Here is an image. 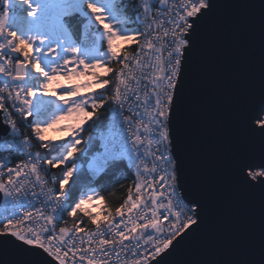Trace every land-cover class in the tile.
I'll return each mask as SVG.
<instances>
[{"label":"snow or ice","instance_id":"snow-or-ice-1","mask_svg":"<svg viewBox=\"0 0 264 264\" xmlns=\"http://www.w3.org/2000/svg\"><path fill=\"white\" fill-rule=\"evenodd\" d=\"M216 7V0H0V133L13 138L5 151L26 156L12 166L0 158V235L35 246L36 264H164L163 254L201 229L203 198L180 193L173 125L197 35ZM72 117L63 125L70 139L44 135ZM238 120L260 149L235 152L229 168L264 195V92ZM85 124L110 132L106 140L101 133L99 150L92 133L82 135ZM78 154H92L93 175L125 161L135 170L104 229L83 208L103 197L90 187L74 195L70 186L88 178ZM65 213L71 227L59 226ZM82 215L95 231L80 227Z\"/></svg>","mask_w":264,"mask_h":264},{"label":"water","instance_id":"water-1","mask_svg":"<svg viewBox=\"0 0 264 264\" xmlns=\"http://www.w3.org/2000/svg\"><path fill=\"white\" fill-rule=\"evenodd\" d=\"M197 35L186 67L184 95L173 137L183 160L181 194L205 203L201 229L183 240L164 264H261L264 195L242 185L229 160L237 151H259L238 120L264 92V0H216ZM3 134L0 133V136ZM2 194H0V201ZM0 235V264H36L33 250Z\"/></svg>","mask_w":264,"mask_h":264},{"label":"trees","instance_id":"trees-1","mask_svg":"<svg viewBox=\"0 0 264 264\" xmlns=\"http://www.w3.org/2000/svg\"><path fill=\"white\" fill-rule=\"evenodd\" d=\"M126 3H131L132 0H125ZM132 26V25H130ZM138 26V25H137ZM81 31L80 22L77 21L75 32L77 34V37H79ZM124 45L123 47H125ZM91 109H89L90 111ZM105 117L108 116V113L105 112ZM89 123L95 125L97 123H104V121H90ZM85 131L82 133V135L87 138L89 133H92V135L96 138L95 143L96 146L98 145V137L101 133L102 128H95V127H88V124L84 125ZM70 139V138H65ZM59 142V141H57ZM83 147V144L81 145ZM98 149V146H97ZM94 154V153H93ZM81 156V159L77 161L79 165H81V171L88 173L87 179H77L75 184L70 185L73 188V194L75 195L79 191H83L85 188H94L99 193L103 199L100 201L99 204L95 206L91 205H83V208L86 209L88 212L92 213L97 222H100V225L106 222V217L108 219L112 218L108 216L109 210L113 211L116 207H118L122 202L123 199L127 195V188L128 185L132 182V180L135 179L134 176V169L129 167L127 162H122L119 164L116 168H110L107 173H100L93 175L92 171L88 169L86 159L90 160L92 154H88L85 158L84 154H78ZM60 175V172L58 169H54ZM126 177L125 179H120V177ZM74 179H76L74 177ZM122 186V187H121ZM64 221H67L65 224L63 222V225L65 226H71L73 224V218L68 217L67 214H64ZM81 218L83 219V223L81 226L84 227H95L93 223H91L87 216L82 215Z\"/></svg>","mask_w":264,"mask_h":264},{"label":"built area","instance_id":"built-area-1","mask_svg":"<svg viewBox=\"0 0 264 264\" xmlns=\"http://www.w3.org/2000/svg\"><path fill=\"white\" fill-rule=\"evenodd\" d=\"M152 2L153 3H156V0H152ZM169 3L171 4L172 3V0H169ZM156 14L158 15L159 13H156ZM135 51H136V45L133 44V45H131L130 52L134 53ZM47 98L54 99V97H47ZM101 133H103V137L105 138V140L107 138H109V136L111 135L110 132L107 130V128H103L102 131H101ZM101 133L99 134V137H98V145H97L98 146V149L97 150H99V145L101 143ZM24 134L31 135V130L25 128L24 129ZM44 135L46 137L60 138V137H56V135L53 134V133H45ZM4 140H7V141L11 142L13 140V138L11 136H5V135L0 136V158H10L11 159V165H9V166L14 165L19 160L26 159V156H24L23 154L17 153L16 149H11L9 151H5L4 150ZM32 150L33 151H36L37 148H33ZM52 171L55 172L57 176H59L58 173L56 172V170L52 169ZM95 200L96 201H99V202L101 201V199H94L93 201H95ZM93 201L92 202L86 201L85 204H88V205L90 204L91 206H94L93 205ZM3 207H4V200H3V197H2L1 198V201H0V209H2ZM64 217L65 216L63 215L62 220H61V223H60L59 226H65V225H63ZM110 219H112V218H110ZM116 219L118 220L119 218H116ZM105 224H106V222L103 223L102 225H100L101 229H104L105 228ZM71 226H69V227H71ZM65 227H68V226H65ZM80 227L84 231H89V230L90 231H95V227H84V226H81V225H80ZM105 238L107 239L109 237L106 236ZM125 243H127V240L125 241Z\"/></svg>","mask_w":264,"mask_h":264},{"label":"rangeland","instance_id":"rangeland-1","mask_svg":"<svg viewBox=\"0 0 264 264\" xmlns=\"http://www.w3.org/2000/svg\"><path fill=\"white\" fill-rule=\"evenodd\" d=\"M89 43L91 44V40H89ZM123 46L124 45L122 44L121 47H123ZM101 51H103V49H101ZM86 75H90V73H88ZM75 82L81 83L83 81L82 80H76ZM61 83L67 85L69 83V81L62 78ZM75 122H76V118L75 117L66 119V120L62 121L61 124L58 125L57 127H55V128H49L45 133H53V134L56 135V137L71 138L70 135H69V129L63 127V125L72 124V123H75ZM92 201H90V202H92ZM99 203H100L99 201H96V200L93 201V205L94 206L97 205V204H99ZM86 205H88V204H86Z\"/></svg>","mask_w":264,"mask_h":264}]
</instances>
